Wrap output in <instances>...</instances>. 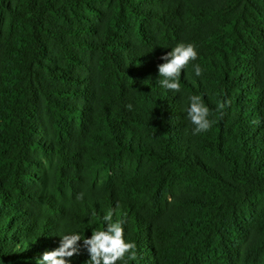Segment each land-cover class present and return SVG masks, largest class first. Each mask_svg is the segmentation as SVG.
Returning <instances> with one entry per match:
<instances>
[{"label":"trees","instance_id":"1","mask_svg":"<svg viewBox=\"0 0 264 264\" xmlns=\"http://www.w3.org/2000/svg\"><path fill=\"white\" fill-rule=\"evenodd\" d=\"M181 42L175 93L158 65ZM110 210L137 246L117 264H264V0H0V264Z\"/></svg>","mask_w":264,"mask_h":264},{"label":"clouds","instance_id":"2","mask_svg":"<svg viewBox=\"0 0 264 264\" xmlns=\"http://www.w3.org/2000/svg\"><path fill=\"white\" fill-rule=\"evenodd\" d=\"M198 52L192 43H178L171 51L163 54V63L158 65L159 81L164 88L179 93L181 91L180 77L190 61L196 60ZM197 76L202 74L199 65H194ZM189 107L187 109V119L194 125L193 134H199L211 128L213 121L209 119L210 109L205 105L199 95L189 97ZM230 101L218 105L217 110L222 111ZM131 110L132 105H127ZM84 193H80L77 199L82 200ZM92 215H95L93 213ZM106 227L102 230H93L90 237L82 236L79 233L66 234L61 236L59 246L44 251L38 264H72V258L80 255L81 249H86L89 259L87 264H117L128 255L130 260L137 259L135 242L125 240L124 221L122 219L113 220V211H109L103 216ZM83 241V244L80 243Z\"/></svg>","mask_w":264,"mask_h":264}]
</instances>
